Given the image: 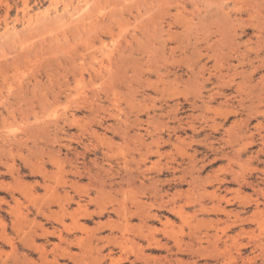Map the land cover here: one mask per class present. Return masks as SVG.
<instances>
[{"label": "rangeland", "instance_id": "rangeland-1", "mask_svg": "<svg viewBox=\"0 0 264 264\" xmlns=\"http://www.w3.org/2000/svg\"><path fill=\"white\" fill-rule=\"evenodd\" d=\"M67 1L0 0V181L11 184L16 190L18 202L8 198L11 203L34 210L35 205L41 204L56 189L64 191L63 180L69 181L67 189H70V180L89 185L92 179L88 170L97 174L101 166L109 169L111 164L124 175L123 167L127 165L136 172L140 154L147 151V146L156 148L154 141L158 135L155 132L162 133L168 140L169 133L173 135L176 128L178 135L189 142L193 132L187 121L194 120L198 130H202L195 140L208 138V142L213 143L212 148L205 144H178L174 134L172 142L179 148L184 147L166 145L162 149L167 152L161 158L162 165L182 162L188 169V182L192 179L190 174L199 176L198 181L208 175L215 180L217 176L229 174L227 166L232 165L238 172L243 171L244 166L252 184L245 188L249 206L253 207L257 199L264 210V192L261 196L259 191H264V154L262 151L256 153L262 145L259 133L264 132V102L260 97L256 99L258 93L264 94V0H241L243 4L240 2L239 6L234 0H92L89 7L78 14L74 12L83 2L70 0L71 13H68L63 9ZM249 12L255 16H249ZM30 16L38 22L34 21L29 28L25 21ZM245 21L248 24H243ZM6 25L10 30L5 32ZM215 73H222L226 81L232 78L236 83L221 84ZM238 82L243 86L240 91L237 90ZM217 91L219 96L211 100L208 108L203 98L209 100V95ZM241 97H244L242 105ZM248 99L255 104L252 106ZM65 111L70 115L74 113L70 116L73 121L64 120ZM249 116L253 117L246 118ZM242 118L247 122L234 125ZM240 129L248 135L255 134L254 144L243 155L242 166L223 157V152L235 153L231 141L237 138L235 134L241 133ZM10 131L18 132L21 141L8 140ZM213 148L220 151L218 156ZM196 150V168L190 171L187 154ZM213 157L218 160L212 161ZM57 158L60 162L55 164ZM150 159L149 165L158 157ZM76 164L88 175L74 176ZM203 164L206 166L201 168ZM36 165H46L51 189L32 188L43 181L42 175L35 171ZM101 174L104 176L105 171ZM159 178H172L170 170L165 169ZM145 180L148 178H143ZM188 182L179 188L188 190ZM145 183L148 185L150 181ZM136 184L141 185V180ZM228 186L238 187L235 183ZM124 187H128L127 183ZM165 189L170 193L175 191V188L165 187L163 193ZM222 190L225 193L224 188ZM130 194L143 196V190L136 189ZM6 195L7 192H0V196ZM232 207L236 206L229 209ZM193 209L191 206L188 211ZM211 216L216 219L215 215ZM191 220L160 227L154 235L174 248L177 241L187 247ZM5 221L10 232L9 219ZM252 227L248 241L254 244L258 237L264 238V223ZM2 256L12 259L11 248L5 246ZM182 257L189 260L187 254Z\"/></svg>", "mask_w": 264, "mask_h": 264}, {"label": "bare ground", "instance_id": "bare-ground-1", "mask_svg": "<svg viewBox=\"0 0 264 264\" xmlns=\"http://www.w3.org/2000/svg\"><path fill=\"white\" fill-rule=\"evenodd\" d=\"M69 1L62 5L64 7L63 9L66 10V12L71 13L69 12L71 1ZM78 2L79 4L83 2V4H81V6L79 5V9L77 7L75 8L78 9L74 12H77V14L80 12V10L81 12L82 10L85 11V9L89 7L92 0H78ZM234 2L235 5H240L241 0H234ZM243 2L245 1L243 0ZM26 12L28 13V11ZM74 13H72L73 17ZM254 13L250 15L249 12V16L252 17ZM44 14L46 16L47 13ZM47 15L49 16L50 14ZM37 17L41 16L38 15ZM34 21L38 22V19L35 20L34 17L30 16L25 21L29 25L27 27L30 28V25L33 24ZM245 22L243 24H248V21L246 23ZM8 30H10V27L6 25L5 32ZM214 43L218 44L216 42ZM225 46L228 47L227 45ZM218 54H220L219 50ZM236 74H238V72ZM215 75L221 80H218L219 83H226L227 81H234L233 83H236L235 80L232 78L226 81V77L224 74L222 75V73L220 75L215 73ZM243 78L241 79L243 80ZM246 78L247 76L244 79ZM206 80L210 81L211 78L209 77ZM241 83L238 82L237 84V90L239 91L243 88ZM213 91H215V89ZM199 93H202V91L200 90ZM218 94V91L211 93L209 95V100H207V98H203L204 105H207V107L209 108V103H211V100L215 99L216 95ZM247 94L245 96H247ZM259 94L260 93H258L257 97L254 95V93L252 95H254L256 99L258 97H260V99L262 98L261 101L264 102L263 92L261 93L262 97ZM241 101H244V97H241L240 102ZM249 101L252 102H250L252 106L255 104L253 103V100L250 99ZM242 102L240 103L241 105ZM258 102L260 103V100H258ZM250 109L252 110V108ZM229 111L231 112V110H228V112ZM262 113L264 114L263 111ZM63 114L64 120L66 122L73 121V119H70V116L74 115V113H71L70 115L68 112L65 111ZM253 114L256 115L255 113ZM56 117L58 118V115H56ZM252 117L249 116L246 118ZM246 118L237 120L234 125L237 124L238 126V124H243L247 122ZM187 123L189 125V128L193 132V134L190 136L192 142H187L186 138H182L181 135H178L175 128L174 134L176 135V140L178 144H182L185 142L189 143L190 145L192 143H195L197 146L205 144V146L210 145V148H212L213 143L208 142V138H204L202 140H195L196 136L201 135L202 130H198V127L194 123V120L193 122L192 120H189L187 121ZM263 128L264 126L262 123V129ZM184 131L185 133H188L186 128L184 129ZM228 131H230V129ZM148 132L152 133L151 130H149ZM94 133L97 135V132ZM155 133H157L156 135H158L154 141L156 148L154 149L150 146H147V151L140 154L141 159L136 164V172L135 170L133 171V169L128 167L127 165L123 167L126 172L124 175H122L123 173L120 171V169H114V166L111 164L109 169H106L105 167L101 166L98 169L97 174L96 172L95 174H92L94 172H91V170L89 169V177L92 179V182L90 184L88 183L89 185H82L79 183L78 180H70V189H67L66 184L69 181L67 182V180H63L64 191H60L58 189H56L54 192L52 191L53 194L48 196V198L44 200L41 204L35 205L34 210H31L29 207H18L16 206L18 203H16V205H13L8 198H11L14 202H18V198L16 197L15 192L16 190L13 188V186H11V184H7L3 181H0V192H7L6 196H0L1 264H264V238H262V236L258 237V239L254 241V244L250 243V240L248 241V238L253 233L252 225H260L261 223H264V210H262L260 206V200L257 199L254 203V206L251 207L252 209L249 206V195H247L245 192V188H247V186L250 184V182L248 181L249 175L247 176V173H245L244 171L246 168L243 166V171L238 172V170L233 168L230 164L231 166H227L230 167V169H228L229 174L225 173V175L223 174L224 176L221 178L217 176L215 180H212L213 176L208 175L205 179H199L200 181H198L197 177L199 178V176L195 177L194 174H190L192 176V179L190 180V182H188V176L186 177V174H189L187 172L188 169L183 167L182 162H179L177 165L171 166H163L161 163V158L166 156L167 154V152H164L162 149L170 143H172V145L174 146L177 145V143L172 142L174 134L172 135V133L170 132L169 138L167 137L168 140H165L162 136V133ZM235 135L237 136V138L233 139V141L230 140L232 142V148H234L235 153L230 155L229 152L224 153L223 151H221L223 152L224 156L222 154L221 155L223 157L227 156L229 158L230 163L234 161L236 164L242 166L243 155L254 144L255 134L253 133L251 135L250 133V135H248L247 132L242 129L241 133L238 132ZM20 136L21 135L18 134V132L10 131L7 138L8 140L15 141L20 139ZM136 138L138 137L136 136ZM250 139H252V141ZM259 139L261 140L262 145L256 153L258 154L262 151V153L264 154V132L259 133ZM19 141H21V139ZM102 141H105L104 138ZM233 143H236V145L238 144L239 147L236 145L234 146ZM181 147L184 146L182 145ZM235 147L238 148L235 149ZM180 148L178 147V149ZM213 149L215 150L214 153L218 156V153L220 151L217 148ZM187 155L189 158L188 160H190V163L189 161L187 162L192 167L191 170H189L193 171L196 168L194 167V164L197 162L196 160L198 159L197 150L195 151V153ZM152 156H157L158 159L156 161L151 162V164L149 165L148 160ZM249 156L250 155H248V157ZM213 158L214 159L212 161L218 160V157ZM59 162L60 160L58 158L56 160L54 159L55 164H58ZM227 165L229 164L227 163ZM45 166L38 165L37 167H35V171L42 175L43 181H38V185H34L32 188L37 189V187H42L47 190L51 187L50 182L48 181L49 176ZM205 166L206 164H203L201 168H204ZM33 167L32 170L34 169ZM227 167L224 168V170L227 169ZM165 169L167 171L170 170L172 178L161 180L159 177L164 174ZM102 170L105 171L104 176L103 174H101ZM220 170L222 169L220 168ZM35 171L33 172L35 173ZM213 172H215V170ZM72 173L74 176L81 178L86 174L84 171L81 170V167L77 164L74 165ZM87 175L88 174H86V176ZM143 178H148V180L150 181V184H148L150 186L149 188H147L148 185H146L145 183V181L148 180L143 181ZM15 179L17 180V178ZM138 180H141V185L139 186L138 184H136ZM185 182H188L190 186L189 189L186 191L182 190L183 188H179L180 186H183ZM124 183H127V188L124 187ZM232 183L237 184L238 187H229L228 185ZM165 187H169V189L175 188V191L170 193L165 189V192L163 193ZM208 187H213L214 189L210 191ZM223 188L225 190V193H223ZM53 189L55 188L53 187ZM136 189L143 190V196L130 194L131 191ZM258 190L259 189H257V192ZM259 191L261 192L260 195L262 196V192L264 191H262L261 189ZM49 193L51 194V192ZM191 206L192 208H194L192 212L188 211V208ZM230 206L236 207H232V209H229ZM54 207H56L57 209H54ZM211 215H215L216 219H212ZM206 216L208 218H206ZM5 219H9V225L11 229L10 232H8L7 227L9 226L7 225ZM190 219H192V224L190 225L189 232L190 242L188 243L187 247L182 246V243L177 241L176 248H174L173 246H170L167 242H164L162 239L156 238V236L154 235V231L159 230L160 227L167 228L170 226H175L176 224H178L179 221L186 222ZM91 223L93 225H91ZM224 223L225 225L222 226ZM130 242L132 245H129ZM5 246L11 248L13 252L12 259L1 258L3 257L2 252ZM186 254L189 256V260L187 261H185L182 257ZM201 261H203V263Z\"/></svg>", "mask_w": 264, "mask_h": 264}]
</instances>
